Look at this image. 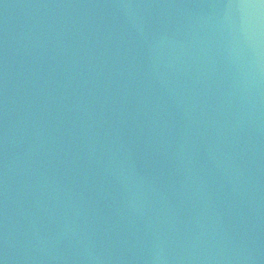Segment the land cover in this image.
I'll use <instances>...</instances> for the list:
<instances>
[{"label": "water", "instance_id": "water-1", "mask_svg": "<svg viewBox=\"0 0 264 264\" xmlns=\"http://www.w3.org/2000/svg\"><path fill=\"white\" fill-rule=\"evenodd\" d=\"M0 264H264V0H0Z\"/></svg>", "mask_w": 264, "mask_h": 264}]
</instances>
